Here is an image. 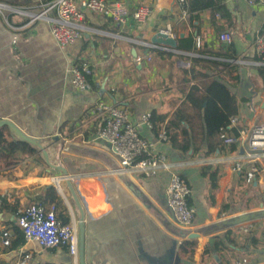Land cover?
I'll return each instance as SVG.
<instances>
[{"label":"crops","instance_id":"obj_1","mask_svg":"<svg viewBox=\"0 0 264 264\" xmlns=\"http://www.w3.org/2000/svg\"><path fill=\"white\" fill-rule=\"evenodd\" d=\"M48 1L0 0V119L40 140L49 163L61 166L66 174L50 168L39 150L41 164L29 156L0 174V198L10 205L18 199L22 209L42 202L43 190L53 186L67 208L69 224L78 228L79 212L66 185L70 181L84 212L83 264H264V241L256 248L247 241L245 252L229 249V239L243 244L246 228L264 221L232 223L240 214L264 208V170L255 181L244 183V176L232 171L244 145L227 146L220 133L222 150L208 152L203 110L187 102L193 87L201 90V83L214 79L228 86L235 100L236 113L229 118L238 121L228 127V119L224 128L228 136L237 138L257 119L264 121L260 110L264 80L258 73L264 63L254 46L264 24V0L257 8L245 0H216L209 8L189 9L184 18L177 0H123L131 12L147 5V22L137 24L130 17L125 26H117L85 13L82 37L64 50L47 24L24 28L26 18L8 10L36 9ZM167 25L176 34L174 49L151 42ZM223 33L230 34L229 44L220 40ZM188 38L193 42L190 49L183 46ZM80 59L92 71L85 93L73 90L68 73L71 63L79 64ZM194 60L202 62L192 78ZM210 62L229 70L220 71ZM100 99L126 107L140 134L189 186V203L195 209L190 234L196 235L190 263L177 254L188 238L172 223L166 205L171 173L146 179L117 172L118 159L109 144L95 138L100 124L86 113L88 105ZM144 113L150 114L151 129L139 121ZM161 132L167 140L159 138ZM185 146L189 147L184 152ZM16 218L11 211L0 210V234L10 231V241ZM4 248L0 241L3 264H14L24 253L31 254L30 264H79L78 254L43 250L34 242L23 241L8 252Z\"/></svg>","mask_w":264,"mask_h":264},{"label":"built area","instance_id":"obj_2","mask_svg":"<svg viewBox=\"0 0 264 264\" xmlns=\"http://www.w3.org/2000/svg\"><path fill=\"white\" fill-rule=\"evenodd\" d=\"M245 1L251 7L257 8L261 5V0ZM177 6L184 18L188 12L187 0H177ZM8 10L26 18L24 28L31 27L37 22L47 24L51 37L62 50L82 37L85 13L102 16L117 26H125L130 17L135 23L144 24L150 15V8L147 5H139L131 12L123 0H50L36 9L11 7ZM157 33L174 40L176 38V34L168 25L158 29ZM220 40L229 44L231 36L229 33H223ZM15 41L16 37H13V43ZM254 46L261 57L264 53V41L261 36L255 40ZM68 73L73 90L85 93L88 90L87 81L92 76L87 62L80 59L79 64L71 63ZM260 110L264 112V102ZM86 113L100 124V128L95 132V138L109 144L112 153L118 159L117 172L141 175L146 179L153 178L161 172L171 173L165 191L166 205L172 223L185 234L184 237L188 238L195 218V209L189 203L191 190L166 156L157 152L140 134L137 121L131 117L127 108L100 99L88 105ZM139 121L148 129L152 128L149 113L140 116ZM237 121L236 117L229 118L228 127L235 126ZM220 137L227 146L235 142L244 145L242 156L234 162L232 171L242 174L249 183L255 181L264 170V121L257 119L250 129L239 131L237 138L228 136L227 130L222 128ZM159 138L167 140L166 133L161 132ZM16 223L22 230L25 242H34L43 250L66 249L71 256H77L78 228L72 224H60L55 204L33 202L18 210ZM10 237V231L4 230L0 234L2 245L8 246ZM31 261V254L24 253L14 264H30Z\"/></svg>","mask_w":264,"mask_h":264},{"label":"trees","instance_id":"obj_3","mask_svg":"<svg viewBox=\"0 0 264 264\" xmlns=\"http://www.w3.org/2000/svg\"><path fill=\"white\" fill-rule=\"evenodd\" d=\"M216 0H189L188 11L203 10L209 8L213 5ZM190 9V10H189ZM260 36L264 41V24L260 32ZM186 49H190L193 46L191 38L186 39V43L183 45ZM262 57V58H261ZM259 60L264 63V53ZM202 60H194L189 74L192 78L196 75V71H199L198 64ZM209 64V63H208ZM212 67L217 68L220 71H228V66L224 64H219L216 62H210ZM258 73L262 80H264V64L258 67ZM191 93L187 97V102L194 106L197 110H203L202 123L205 126V135L208 142V152H212L215 148H220L222 150V144L218 136L220 129H224L228 123L230 116L236 113V105L234 96L231 93L228 86L224 83L216 81L214 79L206 83H201V90L199 88H192ZM199 92H201L199 94ZM233 134L236 135V131H233ZM218 139L216 143L212 142L214 139ZM189 146H185L183 151H187ZM32 156L33 161L36 164H41L43 162V157L39 154V149L27 142L21 141L16 138L13 133L7 128H0V174L6 169L20 164L25 158ZM1 176V175H0ZM242 180L245 183V178L242 177ZM251 187V185H250ZM42 202L53 203L59 208L58 212V221L61 225L69 224V215L67 208L63 205V200L57 193L56 189L51 186L43 190L41 195ZM249 200V198H247ZM258 202H263L262 195L258 194ZM6 209L11 211L14 215L17 216V212L20 209L19 200H14L13 204L10 205L5 198H0V210ZM9 225V224H7ZM258 227L261 229V234L258 232ZM13 230V239L9 242L8 246H5V251H11L23 244V234L22 230L18 225H12ZM244 237V243L241 245H236L232 239H229V248L232 253L244 251L246 248V242L248 241L249 247L256 248L261 246L264 241V221L259 223H252L248 228ZM2 233V232H1ZM227 235H230L228 233ZM263 236V237H261ZM196 248V241L192 239L184 240L181 242L178 249L179 258L185 259L187 263L192 261L193 253ZM241 262H244L242 260ZM0 264H3L0 261ZM179 264V263H178ZM237 264V262H234Z\"/></svg>","mask_w":264,"mask_h":264},{"label":"water","instance_id":"obj_4","mask_svg":"<svg viewBox=\"0 0 264 264\" xmlns=\"http://www.w3.org/2000/svg\"><path fill=\"white\" fill-rule=\"evenodd\" d=\"M152 44L154 45H161L166 46L169 48H175L176 47V41L172 38H169L166 35L156 33L154 38L151 40ZM7 127L13 135L18 138L21 141L27 142L35 147H37L41 153L43 154V157L45 158L46 163L50 168H57L61 170L62 173L66 174L65 169H63L61 166L55 167L52 166L47 157L46 149L42 146L41 141L38 139L27 137L25 134H23L13 123H11L8 120H1L0 119V128ZM55 141L58 140L57 137L53 138ZM66 185L68 187V190L70 192V195L76 205V208L79 212V220H78V258H79V264H83V244H84V212L81 207L80 201L77 197V194L75 193V190L71 184L70 181H66ZM264 219V210L258 211V212H251V213H245L240 214L237 218H235L232 223L234 226L248 224L251 222H256ZM196 235L190 234L188 236V239H194Z\"/></svg>","mask_w":264,"mask_h":264},{"label":"rangeland","instance_id":"obj_5","mask_svg":"<svg viewBox=\"0 0 264 264\" xmlns=\"http://www.w3.org/2000/svg\"><path fill=\"white\" fill-rule=\"evenodd\" d=\"M59 188L62 191V186L59 185ZM262 210H264V208L263 209L256 210V211L258 212V211H262ZM256 211H254V212H256Z\"/></svg>","mask_w":264,"mask_h":264}]
</instances>
